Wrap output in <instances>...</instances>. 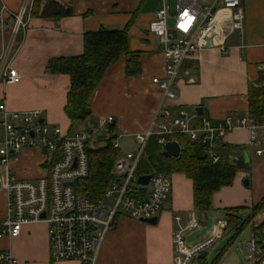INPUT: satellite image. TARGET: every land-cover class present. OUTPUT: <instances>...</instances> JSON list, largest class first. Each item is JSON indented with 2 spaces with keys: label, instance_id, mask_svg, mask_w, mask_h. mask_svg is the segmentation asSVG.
<instances>
[{
  "label": "crops",
  "instance_id": "1",
  "mask_svg": "<svg viewBox=\"0 0 264 264\" xmlns=\"http://www.w3.org/2000/svg\"><path fill=\"white\" fill-rule=\"evenodd\" d=\"M56 1L71 8L73 13L65 17L33 14L35 0H30L25 16L28 23L26 32L18 34L12 51L15 55L13 66L19 70L22 79L15 84H0V99H5L10 110L40 109L47 122L69 131L71 123L65 112L69 76L52 73L50 61L80 54L87 32L101 28H126L130 51L141 54L142 70L128 77L126 57L123 55L106 71L90 99V119L95 124H101L112 115L117 119L115 130L118 140L130 137L135 144V134L148 129L155 118L159 122L169 120L163 115L166 109L174 117L181 111L192 115L201 106V115L213 122L227 114L241 117L249 114L248 86L264 76V0H243L246 9L244 33L227 27V50L208 49L196 59L187 60L175 84L177 98L162 106V95L153 77L164 74L165 58L159 39L148 32L162 0ZM23 2L0 0V66L5 45L11 38L12 14L20 10ZM242 43L246 44V48H235ZM186 71L189 73L186 74ZM83 127L84 122L77 123L73 130ZM247 141L248 132L244 129L231 131L220 141V149L226 145L224 159L238 166L239 171L231 186H225L215 194L213 210L200 215V218H207L211 213L220 218V211L226 217L227 209L244 207L240 217L245 219L252 207L263 198L264 157L254 155ZM43 162L41 153L25 151L9 164L8 170L20 179L37 178L48 173L49 167ZM6 168L0 166L2 174H5ZM171 176L172 192L157 223L119 217L103 242L97 264H175L174 216L181 215L183 222L187 223L195 211L193 181L181 172L171 173ZM6 200V194L0 187V217L5 215ZM263 223L264 210L242 232L252 229L245 241L253 239L254 228ZM212 230L189 246L204 242ZM229 232L234 234V231H227L221 237ZM262 233L264 236V228ZM0 249L11 251L17 264H79L76 260L51 259L46 223L27 225L18 237L0 238Z\"/></svg>",
  "mask_w": 264,
  "mask_h": 264
},
{
  "label": "built area",
  "instance_id": "2",
  "mask_svg": "<svg viewBox=\"0 0 264 264\" xmlns=\"http://www.w3.org/2000/svg\"><path fill=\"white\" fill-rule=\"evenodd\" d=\"M29 5L30 0H24L20 10L12 14L11 38L5 45L0 66V84L4 86L19 83L22 79L19 70L13 66L15 55L12 51L18 34L26 32L25 16ZM245 26L243 0H162L148 27V32L159 39L165 58L164 74L153 77L162 95L161 106L177 98L175 84L187 60L196 59L208 49L227 50L226 28L231 27L243 34ZM235 48H246V44ZM163 115L169 120L159 122L155 118L148 129L135 134V150L118 154L113 179L105 193V197H113L115 202L112 208H108L105 197L98 202L91 201L78 190L76 182L88 176V148L102 142V136L116 135L112 145L120 149L119 135L111 128L117 119L110 115L101 124L87 119L83 128L65 131L61 126L47 122L42 110H10L5 99L1 98L0 166L7 168L5 174L0 171V187L7 200L5 215L0 217V238L18 237L23 227L46 223L53 261L97 264L103 242L119 217L139 221L158 217L172 192L171 173H151L147 185L139 183L141 175L137 174V167L153 134L161 135L158 140L161 145L168 142L166 135L185 134L191 141L208 146L213 163H218L223 159L220 141L231 131L244 129L248 132L247 145L251 152L264 157V119L249 114L242 117L227 114L213 122L198 112L189 115L181 111L172 117L169 109L164 110ZM25 151L39 152L44 156L43 163L49 167L46 175L20 179L11 174L9 164ZM174 220L175 264H197L201 254L228 227L227 217L217 218L210 237L191 247L187 241L191 234L195 233L194 238L199 233L200 216L193 212L189 222L184 223L177 214ZM242 249L245 257L242 264H264V242L259 243L253 238L243 242ZM17 263L11 251L0 249V264Z\"/></svg>",
  "mask_w": 264,
  "mask_h": 264
},
{
  "label": "trees",
  "instance_id": "3",
  "mask_svg": "<svg viewBox=\"0 0 264 264\" xmlns=\"http://www.w3.org/2000/svg\"><path fill=\"white\" fill-rule=\"evenodd\" d=\"M33 14L53 15L65 17L71 15L72 9L65 7L56 0H35ZM126 57V74L128 77L137 75L142 70L140 52L130 51L129 33L125 29L101 28L87 32L84 35L83 51L67 58H55L50 61L49 69L55 74L69 76L70 86L67 96L65 112L70 119L73 130L77 123L85 122L92 115L90 99L100 85L106 71L122 56ZM249 115L256 119H264V76L261 75L255 84L248 86ZM116 124L111 128L116 129ZM160 134L149 137L143 156L141 157L137 174H151L156 172L184 173L193 181L194 211L198 215L206 214L214 208L215 194L225 186L234 183L239 167L224 159V146L221 147L223 159L213 163L211 150L206 145H199L191 141L185 134L173 133L166 135L167 141H177L181 146L179 156H165L164 145L159 144ZM117 136H102L94 147L88 148L89 173L88 176L76 182L79 191L86 194L93 202L104 199L105 193L113 179V168L119 154V149L112 145ZM244 207L227 209L228 227L224 232L234 231L228 244L222 249L214 261L225 254L229 246L244 231L252 219L264 210V196L256 203L251 213L245 218L240 217ZM264 223L254 228V238L263 241L262 229ZM206 257L199 258L201 264Z\"/></svg>",
  "mask_w": 264,
  "mask_h": 264
},
{
  "label": "rangeland",
  "instance_id": "4",
  "mask_svg": "<svg viewBox=\"0 0 264 264\" xmlns=\"http://www.w3.org/2000/svg\"><path fill=\"white\" fill-rule=\"evenodd\" d=\"M226 13H228V10H226ZM170 23H172V20ZM119 143H120V149H119L120 155H124L128 151L136 149V143L133 144L132 138L130 137H124V138L119 139ZM104 202L108 208H112L114 205L115 199L113 197L106 196L104 199ZM220 212H221L220 217H224L225 216L224 212L223 211H220ZM217 218L213 213H211L207 218L206 217L200 218V225H201L202 230L196 235V237L192 239H188L187 241L188 245L195 241H198L208 232V230H212V229L214 230ZM251 233H252V229L248 228L244 233L239 235L235 239V241L229 246L225 254L217 261V264H239V262L244 263L245 257H244V252L242 249V244L243 242H245V240H247V238H249ZM232 236H233V233L229 232L225 236L217 239L211 246H208V248L206 249L208 254L205 258V262L207 264H214V261L217 258L218 254L228 244V241L230 237ZM197 264H201V263L198 261Z\"/></svg>",
  "mask_w": 264,
  "mask_h": 264
},
{
  "label": "water",
  "instance_id": "5",
  "mask_svg": "<svg viewBox=\"0 0 264 264\" xmlns=\"http://www.w3.org/2000/svg\"><path fill=\"white\" fill-rule=\"evenodd\" d=\"M207 45L209 46L210 45V42L207 43ZM196 111L198 113H202L203 112V107L201 106H198V108L196 109ZM181 153V146L180 144L177 142V141H168L165 145H164V155L165 156H174V157H177L179 156ZM247 168L249 166L245 165ZM152 175H141L139 177V183L143 184V185H147L151 179ZM245 184L247 185L248 184V181L245 180ZM143 222H147V223H150V224H156L157 221H158V217H153V218H149V219H143L141 220ZM199 232V231H198ZM197 234V232H196ZM193 236H195V233L194 234H191L189 236V239H192ZM208 254V252H203L201 254V257H206Z\"/></svg>",
  "mask_w": 264,
  "mask_h": 264
}]
</instances>
